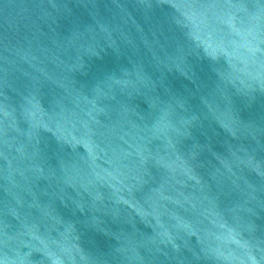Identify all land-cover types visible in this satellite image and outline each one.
Masks as SVG:
<instances>
[{
  "label": "water",
  "instance_id": "95a60500",
  "mask_svg": "<svg viewBox=\"0 0 264 264\" xmlns=\"http://www.w3.org/2000/svg\"><path fill=\"white\" fill-rule=\"evenodd\" d=\"M0 264H264V0H0Z\"/></svg>",
  "mask_w": 264,
  "mask_h": 264
}]
</instances>
